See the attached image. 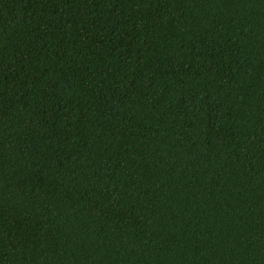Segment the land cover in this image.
Returning a JSON list of instances; mask_svg holds the SVG:
<instances>
[{"label": "trees", "instance_id": "16d2710c", "mask_svg": "<svg viewBox=\"0 0 264 264\" xmlns=\"http://www.w3.org/2000/svg\"><path fill=\"white\" fill-rule=\"evenodd\" d=\"M0 264H264V0H0Z\"/></svg>", "mask_w": 264, "mask_h": 264}]
</instances>
